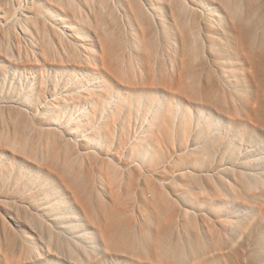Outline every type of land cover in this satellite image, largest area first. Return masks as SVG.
Wrapping results in <instances>:
<instances>
[{
    "label": "rangeland",
    "instance_id": "1",
    "mask_svg": "<svg viewBox=\"0 0 264 264\" xmlns=\"http://www.w3.org/2000/svg\"><path fill=\"white\" fill-rule=\"evenodd\" d=\"M0 264H264V0H0Z\"/></svg>",
    "mask_w": 264,
    "mask_h": 264
},
{
    "label": "bare ground",
    "instance_id": "2",
    "mask_svg": "<svg viewBox=\"0 0 264 264\" xmlns=\"http://www.w3.org/2000/svg\"><path fill=\"white\" fill-rule=\"evenodd\" d=\"M98 86V85H97Z\"/></svg>",
    "mask_w": 264,
    "mask_h": 264
}]
</instances>
